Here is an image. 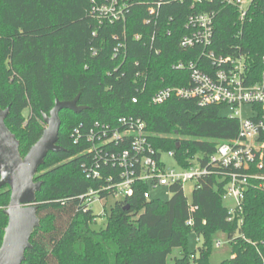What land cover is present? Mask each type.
Here are the masks:
<instances>
[{
    "label": "trees",
    "instance_id": "obj_1",
    "mask_svg": "<svg viewBox=\"0 0 264 264\" xmlns=\"http://www.w3.org/2000/svg\"><path fill=\"white\" fill-rule=\"evenodd\" d=\"M147 5L133 3L124 23L99 26L91 0H0V110L9 108L5 124L18 139L21 155L41 136L42 115L55 98L79 95L77 103L86 106L79 113L59 111L62 150L48 152L35 174L42 182L35 202L40 224L21 264H209L211 234L217 230L226 233L231 248L222 264H264V188L245 192L243 223L237 225L227 221L225 181L218 175L201 179L190 202L177 186L168 199H145L146 186L138 185L131 196L111 204L103 226H92L96 215L80 196L95 182L83 172L89 155L73 143L75 127L139 117L155 148L176 149L183 161L189 153L213 152L238 130V122L222 114V105L175 97L151 104L158 88L188 83V71L172 65L195 58L194 50L179 47L189 5L163 2L152 15ZM197 8L215 12L214 51L243 55L258 78L264 0H253L242 24L236 9L219 1ZM119 41L124 47L116 53ZM9 197L8 187L0 186V245ZM190 206L196 209L190 212ZM190 217L192 226L186 225ZM190 232L201 243L194 251L186 247Z\"/></svg>",
    "mask_w": 264,
    "mask_h": 264
},
{
    "label": "built area",
    "instance_id": "obj_2",
    "mask_svg": "<svg viewBox=\"0 0 264 264\" xmlns=\"http://www.w3.org/2000/svg\"><path fill=\"white\" fill-rule=\"evenodd\" d=\"M213 1L234 7L240 24L247 19L253 2L91 0V13L99 26L124 23L133 3H147L151 15L156 14L163 2L187 3L191 12L185 17L179 47L194 50L195 59L178 60L172 68L187 70L188 83L158 88L151 95L150 102L158 105L175 97L193 99L202 106L218 104L223 106L224 116L238 122L234 138L218 143L209 154L200 151L189 153L184 161L176 156V149L155 148L144 121L139 117L122 115L113 123L95 121L87 127L82 124L75 127L72 141L75 145L84 146L82 153L89 155L83 163V172L87 179L95 182V187L89 188L80 199L91 210L93 204L99 203L102 208L100 216L106 217L105 201L108 198L124 200L138 185L146 186L143 192L145 199L155 198L154 192L161 187L171 195V188L177 186L185 195L186 184H190L192 194L200 186L201 179L218 175L225 181L222 201L227 221L241 225L245 192L250 188H264V53L260 58L259 76L255 79L243 55L223 56L214 51L215 12L197 8ZM167 32L170 33L169 30ZM138 38L139 35H135V39ZM123 47L124 43L119 41L116 53ZM136 101L137 97H133L132 102ZM165 158H169L172 165L166 164ZM190 197H186L188 202ZM195 209V206H190V212ZM99 215L95 216V222ZM192 224L190 217L186 225ZM195 240L199 242V237L196 236ZM214 244L220 246L221 242L217 239Z\"/></svg>",
    "mask_w": 264,
    "mask_h": 264
},
{
    "label": "water",
    "instance_id": "obj_3",
    "mask_svg": "<svg viewBox=\"0 0 264 264\" xmlns=\"http://www.w3.org/2000/svg\"><path fill=\"white\" fill-rule=\"evenodd\" d=\"M78 97L68 101L55 98L49 113L42 115L45 128L41 136L24 156L19 151L18 139L5 124L9 108L0 110V186H7L10 191L8 206L3 209L7 223L0 245V264H21L26 249L31 246L30 238L40 224L35 202L42 182L35 180V174L48 152L62 150L57 144L61 126L59 111L79 113L86 108L77 103ZM179 145L176 142L175 147Z\"/></svg>",
    "mask_w": 264,
    "mask_h": 264
},
{
    "label": "rangeland",
    "instance_id": "obj_4",
    "mask_svg": "<svg viewBox=\"0 0 264 264\" xmlns=\"http://www.w3.org/2000/svg\"><path fill=\"white\" fill-rule=\"evenodd\" d=\"M27 110L25 111V114H27ZM244 112H247L246 109H244ZM166 164L172 165V161L169 158H165ZM154 197L155 198H160V199H168L170 197V193L165 189L164 187H161L160 189L156 190L154 192ZM185 195L187 198L191 196V189H190V184H186L185 186ZM115 201L114 198L110 197L105 201V209L106 212L108 213L110 210L111 204ZM101 205L99 203H95L92 205V211L95 215H99L101 213ZM101 218V219H100ZM105 219V215L101 214V216H98V221L95 222L92 226L94 228H99L103 226ZM196 234L194 232H190L187 235V242H186V247L189 251H194V249L200 245V242H196ZM211 239H212V246L210 249V253L208 256V262L209 264H222L224 260L229 259L231 257V248L230 244L227 239L226 233H224L221 230H217L214 233L211 234ZM220 240L221 245L220 246H215L214 240ZM177 250H175L172 255H176Z\"/></svg>",
    "mask_w": 264,
    "mask_h": 264
}]
</instances>
